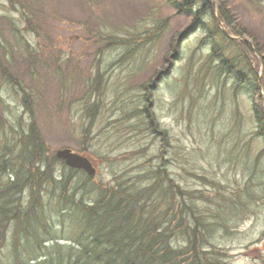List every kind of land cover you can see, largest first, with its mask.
I'll return each instance as SVG.
<instances>
[{
	"label": "rangeland",
	"instance_id": "obj_1",
	"mask_svg": "<svg viewBox=\"0 0 264 264\" xmlns=\"http://www.w3.org/2000/svg\"><path fill=\"white\" fill-rule=\"evenodd\" d=\"M224 1L249 35L231 36L257 41L261 55L249 56L262 59L264 0ZM21 3L0 0V112L5 109L9 122L31 120L22 92L3 79V68L32 94L35 121L51 154L86 150L95 160L96 184L122 177L143 187L145 175L160 167L201 199L195 204L209 217L220 207L204 198L213 201L221 193L233 199L248 184L264 192V142L253 137L252 94L236 90L218 63L207 64L213 42L208 30L193 31L168 75L155 82L175 40L196 29L168 0H37L43 23L33 31L23 24V9L16 11ZM215 42L255 80V61L221 36ZM6 52L8 61L1 58ZM146 107L166 138L146 130ZM256 200L244 196L248 204L239 208L230 233L215 235L228 264H264V194Z\"/></svg>",
	"mask_w": 264,
	"mask_h": 264
},
{
	"label": "trees",
	"instance_id": "obj_2",
	"mask_svg": "<svg viewBox=\"0 0 264 264\" xmlns=\"http://www.w3.org/2000/svg\"><path fill=\"white\" fill-rule=\"evenodd\" d=\"M168 2L178 13L190 16L196 29H187L175 40L166 58L167 66L157 73L155 82L168 75L185 39L197 29L208 30L213 42L207 64L218 63L217 68L235 82L236 90L249 89L253 137L264 142V56H249L261 55L257 41L251 45L227 39L220 25L232 36L249 35L224 0H216V7L212 0ZM36 3L22 0L16 8L17 12L23 9V24L32 31L34 27L39 30L37 23H43L41 12L34 8ZM216 36L227 40L228 46L234 44L249 62L255 61L251 69L256 72L255 80L226 57L225 47L215 42ZM8 54H1V58L8 61ZM1 72L11 87L22 92L21 103L31 122L25 123L20 117L13 124L5 116V109L0 112V264H228V255L213 243L215 235L219 230L230 233V223L237 218L239 208L248 204L242 202L244 196L256 202L264 192H256L248 184L233 199L221 193L213 197L217 201L204 198L220 207L209 217L195 204L200 198L193 199L160 167L145 175L143 187L122 177L96 184L94 178L67 168L51 154L35 121L32 94L8 70L3 68ZM147 108L141 110L146 130L166 138L167 132L158 128L157 119ZM81 152L88 154L86 150ZM223 213L227 217H222Z\"/></svg>",
	"mask_w": 264,
	"mask_h": 264
},
{
	"label": "water",
	"instance_id": "obj_3",
	"mask_svg": "<svg viewBox=\"0 0 264 264\" xmlns=\"http://www.w3.org/2000/svg\"><path fill=\"white\" fill-rule=\"evenodd\" d=\"M224 32L229 36L226 31ZM55 156L68 168L84 171L89 177L96 175V168L93 165V161L87 155H82L71 149H61L55 153Z\"/></svg>",
	"mask_w": 264,
	"mask_h": 264
}]
</instances>
